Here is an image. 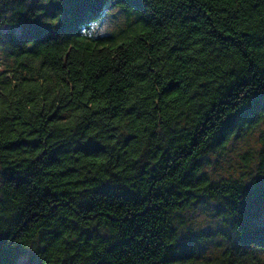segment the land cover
Wrapping results in <instances>:
<instances>
[{"label":"clouds","instance_id":"1","mask_svg":"<svg viewBox=\"0 0 264 264\" xmlns=\"http://www.w3.org/2000/svg\"><path fill=\"white\" fill-rule=\"evenodd\" d=\"M145 28L153 50L100 61L111 90L77 79L80 49ZM0 88V137L43 153L0 151V264H264V202L241 215L264 187V0H0Z\"/></svg>","mask_w":264,"mask_h":264},{"label":"trees","instance_id":"2","mask_svg":"<svg viewBox=\"0 0 264 264\" xmlns=\"http://www.w3.org/2000/svg\"><path fill=\"white\" fill-rule=\"evenodd\" d=\"M219 2V0H217ZM66 26V25H65ZM141 30H138L140 32ZM151 33V29L145 28L142 30L141 34H133L130 39H121L116 41H104L96 45V50L100 53H102L99 57H93L91 50H85L80 49L79 50V57L80 62L76 69V73L82 75H78L77 79H83V78H89L92 79L93 82L97 85V89L100 87H104L107 85V87L104 88V91L107 92L112 89V77L114 76V72L107 71L106 65H103L100 63V61L103 60H113L115 59L113 53L116 52L117 49L123 47L124 45H130L132 42H135L136 47H146L148 50H153L154 46L149 44L148 39L146 38L148 34ZM152 39H156V34H151ZM164 40H167V37L163 38ZM158 46L162 49L163 45L159 44ZM66 47V46H65ZM104 49H107V52H104ZM180 49L177 48L175 44H173L170 48L167 49L169 53L175 54ZM49 55L53 57V62H55L56 59H64L68 56V52L64 51L63 53L56 52L53 49H42L41 55ZM90 65H96V70L92 72L91 77L88 76L89 66ZM66 65L61 64L59 69H57V72L62 71ZM51 70V65L47 62H41V71L42 72H48ZM61 77V81H62ZM41 83L44 85V89H47L48 81L42 80L37 81L33 79H29L27 77L23 78L22 81V87L28 90L32 89H39L41 87ZM171 83V82H170ZM179 83V82H177ZM79 86V85H77ZM3 88H0V96H3ZM169 98H172L175 96V90H172L170 93H168ZM101 97H103V94H101ZM91 99V98H90ZM104 100L102 98H98L96 101H93V104H102ZM71 103V101H69ZM50 107V106H49ZM3 109V105L0 104V110ZM57 111H53L52 115L48 117L47 124L49 127H51L53 124L61 125L65 123L66 119L63 116H57V112L60 110V106H56ZM100 111H106V109H99ZM127 114V112H126ZM53 117H56L53 119ZM40 131V129H33L30 133V137H36L37 133ZM52 133L48 134V137L46 139L50 138ZM10 145H18L19 147L13 148L10 147ZM30 146H32V151L40 153L43 155V153L40 152L41 149V142L38 141V139H32V138H25L23 140L16 139V138H4L0 137V151L2 152H16L19 151L20 148L27 149ZM26 155V153H25ZM69 174H74L75 169H68L67 170ZM61 178L64 177L65 173L61 172L57 174ZM67 183H77L75 181L68 180ZM56 196L55 192H50V194L43 196L42 198H37V210L33 212L34 216L42 217L44 215H47L48 212H51L53 209L58 207L57 201L53 199V197ZM258 202H264V187L259 188H251L247 190V199L241 206V215H242V227H246L247 223L250 221L251 218H253L256 215ZM48 204H51V207L47 208V212L42 211L41 209L44 207H47ZM89 212L92 211V209H88ZM99 215L108 217L111 215L110 212L104 211L99 213ZM114 218V217H113Z\"/></svg>","mask_w":264,"mask_h":264}]
</instances>
